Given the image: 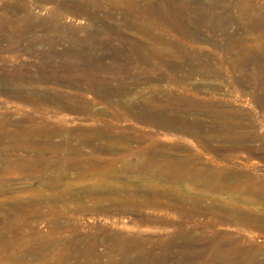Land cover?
Wrapping results in <instances>:
<instances>
[{
    "label": "rangeland",
    "instance_id": "rangeland-1",
    "mask_svg": "<svg viewBox=\"0 0 264 264\" xmlns=\"http://www.w3.org/2000/svg\"><path fill=\"white\" fill-rule=\"evenodd\" d=\"M136 1L137 0H0V31L2 34L5 33V35H2L0 33L2 39H5L0 42V77L4 76L6 80L9 79L10 83H13L12 81H15L16 78L23 76V80L27 81L26 85L28 84L27 86H30V89L29 87H25V91H27L28 89V92H31L33 90H39L38 92L51 91V93L54 92L55 94H61L63 96L69 93V95H67L66 97H73L75 91H71L70 89L63 86L52 87V85H46L48 86L46 87L39 84L37 85L36 83L34 85L32 84L36 79H43L45 77L52 79L56 77L57 79H62L65 81H70L71 79H73V81H78V79L80 80V78L82 79L83 76L86 75V72L88 74L87 76L91 77V74H93L94 71L95 73L93 75L97 76L96 79L100 78L101 84L103 83L102 86L110 84L109 88L118 90L127 89L129 91V95L127 96L128 99H126L127 97H124L123 102L125 100V102L131 101V103H133V106H135L132 107L133 110L132 108L130 110H125L123 107H121L117 98L109 97L111 99L107 98L109 99L107 102H105L106 100L102 103L100 102V106H102L100 107L97 105V108L102 109L106 112L108 111L107 117H112V114H110L111 116L109 115L110 112L112 113V110L116 112L117 109L116 113H119L120 115H123L122 111H124L126 112V114L124 113L126 116L124 115L125 117H123L128 120L121 123L124 124L122 125L124 128H127L128 125V127H132L135 130L137 129L139 133L152 132L153 139L158 140L161 144L174 145V142H176V144L178 145V149H176L177 152L175 150L169 153V156L174 158L182 157L186 154V152L184 153L185 150H190L194 154H199V156L205 161H207L208 159L211 160V158L220 161V157L217 155V153L211 152L210 154V152H205V150L199 145L198 141L194 138H191V136L187 134L174 131L172 132L169 130L167 131L154 129L152 127H149L148 125L146 126L145 123L138 121L135 116L143 114L146 115L147 112L146 109L141 107L139 103H141L143 98L149 99L155 89H158L161 92L163 91L172 96L173 100H171V102H173L171 104L173 106H175V104L173 103L179 102L178 105H180V103L184 105V103H191L192 100L193 103L202 104L207 108H209V105H212L213 107L210 108L212 109V114L214 113L213 116L215 117V119L211 118L210 120H208L209 118H204V120L207 121V129H210L211 127L213 128V126L217 124L221 125V121L222 123L223 121H229L230 125V122H234L235 120L234 125H237L238 123L239 127H243L242 129H240V131L242 130V133L249 136L250 139L248 141V145L254 148V153L250 156V164L253 165L251 171H256L259 174L264 173V105L260 104L255 99V95L261 99H264V60L260 61L261 63L259 62L257 64L258 67L261 66L260 68H258L256 65L255 67H250H253L252 69L255 73L258 74V76L260 74L263 75L260 76L261 78L259 79V82H257L258 79L256 81L257 83H261L258 85V88L252 85L245 86L247 84L242 85L239 82V78L241 77L240 74L242 75L246 71H235L231 68L232 60L237 59L241 56V53H238L241 50V45L245 44L250 48L255 47L256 51H263L264 49L261 48H264V46L262 42L258 41L256 34H250L246 32V29L243 26L247 23L245 22V20L230 22L231 17L233 16V14H235L234 11L237 13V7L234 4L236 0H216L215 2L214 0ZM239 1L243 0H237V2ZM253 3L257 9L254 16L260 15L264 18V0H254ZM231 11L233 14L231 13ZM57 13L59 17L57 16ZM60 14H62L61 16H64L61 17ZM224 16H226L227 18ZM142 26L144 29L142 28ZM30 28L33 32L31 31L29 33ZM40 28L43 29V31ZM22 29L24 31H28H26V35H22L25 34V32H21ZM35 33H37L39 36ZM18 34H21L19 37L21 39L18 38ZM147 35H150L151 38L147 37ZM4 36L7 38H5ZM50 37H53L52 40L50 39ZM234 37L235 39L236 37L241 38H239V41L237 40L236 43L235 39H233ZM147 38L149 40H147ZM152 38H154L155 41L157 40L155 46H157L158 44V46L160 45L162 48V46H164L166 43L169 44V47L168 44H166L167 46H164L166 47V50H168V52L164 50V47L162 51V49L157 46L159 50L161 49V54L163 53L165 55L164 56L162 54L164 57L162 55H156V53H160L157 52L159 51L156 49L157 47L154 46L153 49H150L151 51L146 48L147 43L145 44V42H150V39ZM157 38L162 42H159L160 40H158ZM62 40L64 42H62ZM163 40L165 41V44ZM143 41L144 43H142ZM242 41L243 44H241ZM138 43L141 44V48H138ZM80 45L83 49L80 47ZM142 47L146 48L144 49V52L142 51ZM228 47L229 49H231V51L228 49ZM5 48H8L9 50L7 49L6 52ZM56 49L58 50L56 51ZM80 49L82 50L80 51ZM154 49L156 51H154L155 54L153 53ZM76 50H78L76 52L77 56H73L74 54H72V51L75 52ZM145 50H148V52H146ZM58 51H60L61 53ZM80 52L83 55H81ZM167 53L170 54L168 55ZM53 54L55 55V57ZM50 57L51 59H49ZM158 57L161 58L158 59ZM231 57H234V59H231ZM59 59H62V61ZM162 59L165 61H163ZM176 59H178V61ZM71 60H73V62ZM199 66H201V68L203 69L205 68L206 71L210 72L207 74L204 69L201 70L203 74H201V72L199 76H195L192 78L191 73L194 70L199 71ZM24 70L26 71V73ZM80 74H82V77L80 76ZM183 75L187 78H185ZM200 75L204 77L202 78ZM60 76L63 77L60 78ZM182 76L183 78H181ZM32 77L34 79H32ZM147 77L149 79L154 78V80H157L159 78H164L165 80L163 79L162 83L154 82L153 84L149 83L148 85V83H146L148 81ZM143 79H145L144 82H142ZM29 82L33 83L30 85ZM137 82L139 85L137 84ZM5 85L6 86H2L0 90V124L5 122V119H7V121L9 119L8 124H6L5 126L7 129H14L15 123L24 120V118L26 117L36 119L38 117H43L41 120L40 118H38L40 121L38 119L37 120L41 122L42 120L45 121V119H47L46 122L49 121L52 124H56L57 122L61 121L62 124H65V128L67 129H79L78 127L83 128L84 126H86V128H90L91 126H94L92 124L98 125L97 123H101V121H96V123L94 120H92L93 117L89 116L90 113L77 114V112H71V110H69V113L68 109L66 110L65 108V110L62 108H57L56 111L59 113L55 111L56 114L55 112L53 113L51 111H40L41 113H33V110L35 109L33 103H30V101L26 99L24 101L23 98H18L17 95L14 96V93H18L19 91L17 90L21 88L16 87V85L14 84H9V82H7V84ZM63 90L68 93H65ZM146 92L147 94H145ZM130 97L132 98V100ZM136 99L139 103L136 101ZM103 103L105 105L104 107ZM171 104L170 106H172ZM106 105L108 107V110L105 109ZM118 106H120L122 109L120 108L119 110ZM170 108L169 110H167L168 108L165 109L161 107L160 109L157 108L156 111L159 113H163L166 111H171V109L174 110V108ZM221 108L223 111L221 110ZM49 109L50 108L48 107V110ZM132 111L136 112V114L132 113ZM215 111L219 113V116ZM230 111L235 112H232L233 114H231ZM137 112L139 113L137 114ZM198 117L202 118V116ZM222 117L224 120L222 119ZM56 118H58V120ZM219 118L220 120H222L220 121ZM55 121L57 122L55 123ZM211 121L212 123H214L212 124ZM216 121L217 123H215ZM100 125H102V123ZM59 140L61 141L62 138H56L54 141L57 143ZM219 141L220 138L218 137L217 142L215 141V144L213 143V145L218 146L217 143L219 144ZM172 142L174 144H172ZM178 142L181 144V146H179L180 144H178ZM182 149L185 150L183 151ZM124 151L126 152V148H124ZM124 151H122L121 153H123ZM212 154L214 156H212ZM24 156L25 154L18 153L12 154L10 158L13 159L12 162H15V159H22L24 158ZM4 159L5 156L0 155V170H4L3 172L0 171V264H42V260L37 257H31L29 255V251L38 250L43 245H59V248L63 249L64 246L61 245L59 240L61 239L62 241L66 242L75 237V227H77L79 234H93V232L96 233L104 230L112 234L119 231H125L129 235L133 236H168L177 232L175 225L148 223L144 221V217L150 219H173L174 217L176 221L182 220L177 211L159 208L156 206H150L148 208L132 207L120 214H117L116 212H87L81 215L80 213L76 212L75 208L78 209L84 205H92L97 200H104V197L101 198V196L96 195L88 197L85 195L78 196L77 198L67 202L56 203V205L50 203H42L40 202L39 194L41 193L43 194V196L48 197L54 192V190L47 187L39 179L42 177L46 179L47 175L50 174L52 168H47V171H44L45 174L42 177L40 176V178H38V176L33 175L32 173H25L17 169V171H14L13 168L5 167L6 164L4 163ZM132 161L135 162L136 159L132 158ZM61 171H63L61 173L67 174L68 178L58 185L56 192L64 190L68 185L77 187L81 186L80 181L76 176V170L61 168ZM109 183V185H113V187H121L123 185H128L129 183L135 188H138L140 186L138 188L139 191H141V189L143 188H146L149 184L145 180L142 182L138 180L129 182L127 179L110 180ZM155 183H159L161 185L167 184L163 181H156ZM137 199L139 201H144L149 198H147L144 194L139 193L137 194ZM17 203H20L22 206H25L27 203H32L33 206L31 207V209L35 212H39L40 214H35L33 216L29 215L28 211L30 209L26 206L23 210V213L17 212V214H11L13 213L11 206ZM53 207L56 208V213L48 214V210ZM65 208H67L68 211H64ZM16 219L19 220V222H17ZM200 219L203 218L200 217ZM186 225L189 227L188 230L193 231L192 235L193 237L196 236L195 238H198L199 232L204 229L201 222H196V224L189 222ZM121 227H123V229ZM208 232L212 236H221L225 234L232 235L234 238L240 239L242 241L249 240L252 237L251 240L254 239L253 245H264V240L260 236H258V238H253L258 233L255 228L246 225L245 223H221L211 226L208 229ZM200 249L201 243H198L194 252H201L202 249ZM10 256L13 257L14 262L8 260ZM260 259H262V257ZM73 261L74 260H71L67 264H74Z\"/></svg>",
    "mask_w": 264,
    "mask_h": 264
},
{
    "label": "bare ground",
    "instance_id": "bare-ground-1",
    "mask_svg": "<svg viewBox=\"0 0 264 264\" xmlns=\"http://www.w3.org/2000/svg\"><path fill=\"white\" fill-rule=\"evenodd\" d=\"M215 1L216 0H214V2ZM236 2L237 0L234 3L237 7V13L234 11L235 14H233L231 11L233 16L231 17L230 22L245 20V22L247 23L243 26L246 29V32L250 34H256L258 41L262 42L264 46V18L261 17L260 15L254 16L257 10L256 6L253 3L254 0H243V1L237 2V4ZM61 15L62 14H60V16ZM57 16L59 17L58 13H57ZM8 22H9V19H8ZM48 29H49V26H48ZM41 30L43 31V29ZM26 31L22 29L21 32H25V34H22V35H26ZM31 31L32 30L30 28L29 33ZM142 31H145V30H142ZM3 34L5 35V33ZM35 34L38 35L37 33ZM20 35L18 36V38L20 37ZM147 37H150V35L149 36L147 35ZM52 38L50 37L51 40ZM154 38L150 39L151 40L150 42H145V44L147 43L146 48H148L149 51H151L150 49H153V47L157 43L156 42L157 40L155 41L156 38L155 39ZM239 38L236 37L235 39L234 37L233 39H235V42H236L237 40L239 41ZM2 40H5V39H2V36H0V42ZM147 40L149 39L147 38ZM62 42L64 41L62 40ZM159 42H162V41L160 40ZM142 43H144V41ZM71 44H72V41H71ZM164 44H165V41H164ZM166 44L164 46H167ZM241 44H243V41L241 42ZM138 45L140 46V47L138 46V48H141V44L138 43ZM164 46H162L161 48V46L159 45L158 47H160L163 51ZM158 47L156 48L157 50H159ZM168 47H169V44H168ZM221 47H222V44H221ZM142 48H143L142 51L144 52V49L146 48L144 47ZM7 49H6V52H7ZM82 49H80V51ZM255 49H256L255 47L250 48L249 46L245 44L241 45V50L240 52H238V53H241L240 54L241 58L239 57L237 59H234V57H231V59L232 58L234 59L232 60L231 68L235 71H239V70L246 71L245 73L243 72L244 74L242 75L239 73L241 76L239 78L240 79L239 82L242 85L247 84L245 86L252 85L258 88V85L261 83H257V82H259V79L261 78L260 76H263V75L260 74L258 76V74L255 73L254 70L252 69L253 67L252 68L250 67L251 66L255 67V65L257 66V64L260 61L264 60V50L263 51L260 50L262 51L260 52V51H256ZM261 49H264V48H261ZM57 50L58 49H56V51ZM148 50H145V51L148 52ZM160 50L157 52H160ZM164 50L168 52V50H166V47H164ZM229 50L231 51V49ZM77 51L78 50H76L75 52L72 51L73 52L72 54H74L73 56H77L76 55ZM154 51L155 49L153 50V53ZM161 52L156 53V55L158 56L162 55L163 53L161 54ZM160 58L161 57H158V59ZM49 59H51V57ZM62 59H59V60L62 61ZM178 59L176 60L178 61ZM71 61L73 62V60ZM198 68H199V71L194 70L191 73L192 78L195 76H199V74L202 72L201 70L205 69V68L204 69L201 68V66H199ZM244 68H247V69H244ZM205 72H207L208 74L210 71L208 72L205 69ZM94 73L95 72L93 71V74ZM82 74H80V76ZM93 74H91L92 75L91 77H88L87 76L88 74L86 72V75H84L82 79L81 78L80 80L78 79V81H73V79H71L70 81H65L62 79H57L56 77L53 79L45 77L43 79L41 78L36 79L34 83L29 82L30 85L32 83H33L32 85L36 83L37 85L39 84L43 86L52 85V87L53 86L54 87L55 86L66 87L70 89L71 91L72 90L75 91V94L73 97H66L67 95H69V93L65 92L64 90L63 91L65 93H68V94H65V96L61 94H55L54 92L51 93V91L50 92L41 91L42 92L41 93V92H38L39 90L38 91L33 90L31 92H28V89L27 91H25V87H29L30 89V86H27L28 84L26 85L27 81L23 80L22 78L23 76L16 78L15 81H12L13 83H10L9 79L6 80L4 76L0 77V90L2 86H6L5 84H7V82H9V84L16 85V87L21 88L17 90L19 91L18 93L17 92L16 94L14 93V96L17 95L18 98L20 97L21 99L23 98L24 101L26 99V100H29L30 103H33V105L35 106L33 113H37L40 111H44V112L51 111L54 113L57 110V108H62V109L65 108L66 110L68 109V112L69 110H71V112L75 111V113L77 112V114L78 113L79 114L80 113L82 114L90 113V115L89 114L88 115L93 117V119L92 118L90 119L94 120L95 122L101 121L102 123V125H100L101 124L100 122L99 123L96 122L98 125L91 123L94 126H91L90 128H86V126H84L86 129L84 127L83 128L78 127L79 129L77 128L67 129L65 128V124H62L61 121L59 122L55 121V123L56 122L57 123L52 124L49 121L46 122L47 119H45V121L42 120L41 122H39L43 117L42 118L38 117L40 118V120L37 118L39 121L36 118L26 117L24 118V120H21L15 123L14 129H7L5 126L6 124H8L9 119L8 121L7 119H5L4 120L5 122L0 124V155L5 156V159H4V163L6 164L5 167L13 168L14 171L19 170L25 173H32L33 175L38 176V178H40V176L42 177L45 174L44 171H47L46 170L47 168H52L50 171V174L47 175L46 179L43 177L39 179L47 187L54 190V192L48 197L43 196V194L41 193L39 194L40 202L42 203H50V204L56 205V203L67 202V201L77 198L78 196H83V195L87 197L92 196V195L101 196V198L104 197L103 198L104 200H102L99 197L101 200H97L92 205H84L78 209L75 208L76 212L80 213L81 215L87 212L88 213L89 212H93V213L94 212H99V213L100 212H105V213H113V212L115 213L116 212L117 214H120L132 207L148 208L150 206L152 207L156 206L159 208L177 211L179 213V216L182 218V220L176 221L174 217L173 219H163V218L150 219V218L144 217L145 219L144 221L148 223L175 225L177 232L172 235H168V236L167 235L166 236H162V235L133 236V235H129L125 231H119V232L112 234L104 230H101L96 233L93 232V234H79L77 227H75L74 228L75 237H73L70 241H66V242L62 241L61 239L59 240L61 245L64 246L63 249H60L59 245H53V246L43 245L38 250L29 251L30 253L29 255L31 257L40 258L42 260V264H67L71 260H74L73 261L74 264H170V263L172 264H183V263L184 264H246V263L264 264V245L263 244L253 245L254 239L251 240L252 237L249 240L242 241L240 239L234 238L232 235L225 234L221 236H215V235L212 236L208 232V229L211 226L221 224V223H227V222L245 223L246 225L254 227L255 230L258 232L257 235H255L253 238H258V236H260L264 240V173L259 174L256 171H251V168L253 165L250 164L251 163L250 156L254 153V148L248 145V141L250 139L249 136L247 134L242 133L241 132L242 130L240 131V129H242L243 127L242 128L239 127L238 123L237 125H234L235 120L234 122H230V125H229V121H225V122L223 121L222 123L221 121L223 119L222 117L221 120L219 118V120L221 121V125L217 124L213 126V128L211 127L210 129H207L208 127V126L206 127L207 121H205L204 118H207V119L209 118L208 120H210L211 118L215 119V117L213 116L214 113L212 114V111H211L212 109L210 108V107H213L212 105L211 106L209 105V108H210L209 110V108H207L206 106L202 104L193 103V100L192 101L190 100L191 103H186V104L184 103V105H182L181 103L180 105H178L179 102L176 101L177 103H173L175 104V106H173L171 104L173 102V101L171 102L173 98L170 94L165 93L163 91L161 92L160 90L154 88L155 91L152 94L150 93L151 97L149 99L143 98L141 103H139L136 99V101L141 105V107H143L147 111L146 115H144L143 113H140L143 115L135 116L138 119V121H141L142 123H145L146 126L148 125L149 127H152L154 129L167 130V131L169 130L172 132L174 131V132H181L183 134H187L191 136V138H194L195 140H197L199 145L205 150V152H208V153L210 152V154L211 152L217 153V155L220 157V161H217L213 158H211V160L208 159L207 161H205L199 156V154H194L190 150H188L190 151L188 152L185 149H184L185 151L182 149L184 153L186 152L184 156L177 157V158L171 157L169 156L170 155L169 153L178 149V145L176 144V142H174L176 145L173 142L172 144L174 145L161 144L158 140L153 139L152 132L151 133H139L137 129L135 130L132 127H128V125H127V128H124L122 126L124 124H121V123L123 121H128V120L124 118L126 116L125 115L126 112L122 110L121 111L123 112V115L116 113L117 112V109H116V112L112 110V113H111L109 111L110 112L109 115L112 114V117H107L108 111L106 112L102 109L97 108V105L100 106V102L102 103L105 100H106L105 102H107L109 99H111L109 97L117 98V100H119L121 107H123L125 110H130L132 107H135V106H133V103H131V101L125 102L126 101L125 100L123 102L124 100L123 98L129 95V91L127 89L118 90V89L109 88L110 84H106L102 86L103 83L101 84L100 78L96 79L97 76ZM201 74H203V72ZM74 76H77V75H74ZM183 76L181 78H183ZM200 76L202 77V75ZM62 77L60 76V78ZM32 79L34 78L32 77ZM161 79L159 78L157 80H154V78L153 79L148 78L147 79L148 81L146 80L147 81L146 83H148V85L149 83L153 84L154 82L162 83L164 78L162 80ZM144 80L145 79H143L142 82H144ZM70 90H67V91H70ZM145 94H147V92ZM252 98H253V94H252ZM126 99H128V97ZM255 99L257 102L264 105V99H261L256 95H255ZM170 104L172 106H170ZM104 106L105 105L103 103V107ZM169 106L171 108H174V110H172ZM48 107L50 108L49 110H48ZM118 107L120 110L121 107L120 106ZM161 107L165 109L168 108L167 110H169L170 108L171 111H166L163 113L157 112L156 111L157 108L160 109ZM105 109L108 110L107 105ZM232 112L234 113L235 111H232ZM232 112L231 114H233ZM132 113L136 114V112H133V111ZM138 113L139 112H137V114ZM218 114L219 113H217V115ZM198 116H202V118ZM56 119L58 120V118ZM215 123H217V121ZM218 137L220 138V141H219L220 145L217 143L218 146H214L213 143L215 141L217 142ZM56 138H60V139L62 138V140L61 141L59 140L60 142L58 141L56 143L54 141ZM178 144L180 143L178 142ZM179 146H181V144ZM124 148H126V152L124 151ZM179 148H182V147H179ZM122 151L124 152L121 153ZM18 153L25 154L24 158L15 159V162H12L13 159L10 158V156L12 154H18ZM212 156L214 155L212 154ZM132 158L136 159V161L135 162L132 161ZM61 168L76 170L77 171L76 176H77V179L80 181L81 186L77 187L73 185H68L64 190L56 192L58 185L68 178L67 174L61 173L63 172L61 171ZM0 171L3 172L4 170H0ZM120 179H124V180L127 179L129 182H133V180H138L142 182L145 180L149 184L146 188L141 189V191H139L138 189L140 187L139 185H138L139 186L138 188H135L129 183L128 185H125V186L123 185L121 187L120 186L113 187L112 184H111L112 186L109 185L110 180H120ZM156 181L157 182L163 181V182H166L167 184L161 185L159 183H155ZM0 185H1V182H0ZM139 193L144 194L149 199L144 200V201H139L137 199V194ZM25 206L30 209L28 211L29 215L33 216L35 214H40L39 212H35L31 209V207L33 206L32 203H27ZM25 206H22L20 203L13 204L11 206L13 213L11 214H17V212L23 213ZM55 209H56L55 207L50 208L48 210L49 211L48 214L56 213ZM64 211H68V209L65 208ZM200 217H202L203 219H200ZM17 222H19V220H17ZM189 222H192L193 224H196V222H201V224L203 225L204 229L199 232L198 238H195L196 236L193 237L192 235L193 231L188 230L189 227L186 224ZM121 228L123 229V227ZM198 243H201L202 250L200 249L201 252L200 251L194 252ZM261 257L262 259H260ZM8 260H11L12 262H14V259L12 256H10Z\"/></svg>",
    "mask_w": 264,
    "mask_h": 264
}]
</instances>
